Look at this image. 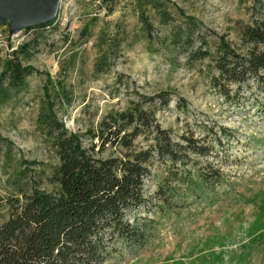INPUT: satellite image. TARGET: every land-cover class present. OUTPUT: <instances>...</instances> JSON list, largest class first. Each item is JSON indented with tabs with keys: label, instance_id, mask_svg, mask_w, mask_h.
Returning a JSON list of instances; mask_svg holds the SVG:
<instances>
[{
	"label": "rangeland",
	"instance_id": "1",
	"mask_svg": "<svg viewBox=\"0 0 264 264\" xmlns=\"http://www.w3.org/2000/svg\"><path fill=\"white\" fill-rule=\"evenodd\" d=\"M254 4L61 0L50 26L11 35L9 22L1 24L0 192L13 190L9 180L24 161L36 163L37 172H50L59 164L47 129L39 123L42 111L57 117L90 148V132L111 110H125L141 95L169 92V108L156 113L157 122L175 141L193 133L213 147L207 159L191 156L201 162L186 167L192 177L210 163L223 178L202 198L175 185L177 197L160 209L154 195L173 165L156 163L145 182L150 204L128 217L130 222H152L150 236L143 246L118 244L106 264H264V85L262 90L251 80L239 89L238 100L228 101L212 85V60L189 63L172 42L175 35L190 33L192 50L206 42L213 52L225 37L245 52L243 34L252 24ZM187 18H194V29ZM16 60L31 68L20 86L3 76L7 61ZM237 88L232 86L233 96ZM179 100L185 108L178 107ZM101 156L120 155L107 148Z\"/></svg>",
	"mask_w": 264,
	"mask_h": 264
},
{
	"label": "trees",
	"instance_id": "2",
	"mask_svg": "<svg viewBox=\"0 0 264 264\" xmlns=\"http://www.w3.org/2000/svg\"><path fill=\"white\" fill-rule=\"evenodd\" d=\"M253 1V21L243 34L248 47L245 52H239L225 37L219 38L213 52L205 48L206 42L192 50L194 39L190 33L175 35L172 40L187 54L189 63L212 60L216 72L212 85L232 102L238 100L242 85L251 80L263 90L264 0ZM187 20L189 28L194 29V18ZM101 65L97 71H101ZM30 72V67H22L17 60L7 61L3 76L20 86ZM237 85L233 96L232 86ZM170 102V93L163 92L153 97L141 95L125 110H111L96 131L90 132V148L57 117L42 111L39 123L47 129L59 164L50 172L44 168L37 172L33 168L36 163L24 161V168L9 180L13 190L0 192V264H106L118 244L143 246L152 222H139L137 218L130 222L128 217L150 204L144 193L145 182L156 163L173 165L154 195L156 203L162 205L160 209L177 197L175 185H184L201 198L214 190L223 178L220 168L207 163L206 168L196 170V177L186 168L201 164L193 162L192 155L207 159L213 147L193 133L175 141L157 122L156 113L169 108ZM178 107L186 105L179 100ZM221 133L227 136L225 129ZM107 148L120 156L102 157Z\"/></svg>",
	"mask_w": 264,
	"mask_h": 264
},
{
	"label": "water",
	"instance_id": "3",
	"mask_svg": "<svg viewBox=\"0 0 264 264\" xmlns=\"http://www.w3.org/2000/svg\"><path fill=\"white\" fill-rule=\"evenodd\" d=\"M61 0H0V25L9 22L10 34L52 22Z\"/></svg>",
	"mask_w": 264,
	"mask_h": 264
}]
</instances>
